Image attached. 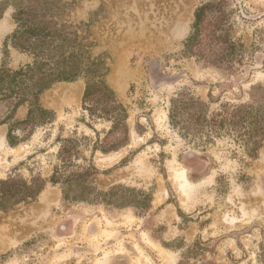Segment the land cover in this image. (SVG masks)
<instances>
[{
	"label": "rangeland",
	"instance_id": "1",
	"mask_svg": "<svg viewBox=\"0 0 264 264\" xmlns=\"http://www.w3.org/2000/svg\"><path fill=\"white\" fill-rule=\"evenodd\" d=\"M6 1L14 3L0 19V69L19 71L34 57L12 46L13 14L32 0ZM210 2L220 3L235 50L205 44L193 55L185 45L195 12ZM44 8L51 27L82 44L83 67L89 56L106 61L130 140L92 157L96 132L104 139L112 122L97 121L94 132L83 121L84 77L39 97L56 115L44 125L20 124L29 104L16 108L0 94V183L15 181L0 185V264H264V0H49ZM181 94L205 106L192 121L203 129L171 124ZM71 137L90 141L64 169L59 152ZM91 164L99 174L83 186L53 182L56 171ZM176 170L189 182L184 192ZM6 187L18 191L3 197ZM28 189L41 192L24 201ZM46 192L55 197L45 203Z\"/></svg>",
	"mask_w": 264,
	"mask_h": 264
},
{
	"label": "trees",
	"instance_id": "2",
	"mask_svg": "<svg viewBox=\"0 0 264 264\" xmlns=\"http://www.w3.org/2000/svg\"><path fill=\"white\" fill-rule=\"evenodd\" d=\"M24 1V0H20ZM49 0H32L30 3L21 4L13 14V20L17 25V29L11 37L12 46L22 52L29 53L34 57V62L21 68L19 71H9L0 69V94L4 98H15L16 108L25 104H29L30 110L28 119L20 124L26 125H44L52 123L56 119L55 113L45 110L39 104V97L49 90L52 86L61 82H76L84 77L86 79V90L83 97V121L87 119L90 122L87 126L96 132L93 124L97 121L112 122L111 130L105 133V138L101 139V135L96 132L93 147L91 148L92 157L98 151L103 154H109L124 148L129 143V126L128 111L116 97L114 91L106 82V76L109 68L104 59H92L88 57L87 64L83 67L82 60V44L78 42V38L71 39L62 29L50 26L54 17L48 16L44 8ZM14 3V2H13ZM11 1L0 3V19L4 16L9 7H13ZM220 3L213 2L203 4L197 8L195 12V22L193 32L186 42V49L193 55L202 54L200 48L205 44L208 46H217L219 44L227 46L228 50L234 52L235 44L231 42V31L225 28L226 15L220 10ZM216 12L215 23L210 25L209 29H204L206 20L209 15ZM51 21V22H50ZM205 32V35H204ZM204 35V36H203ZM10 39H7L6 46ZM93 46H90L91 50ZM199 47V50H198ZM72 49L73 52H67ZM205 59V56H200ZM208 65L212 63L206 62ZM205 106L198 104L194 99H188L184 95H179L172 101L170 108V121L174 128L189 133V129L195 124L196 129H203L200 124H196V119H203L204 116L200 110H204ZM200 109V110H199ZM186 116V117H185ZM241 122V121H240ZM264 136V126L261 129ZM12 129L9 131L7 140L9 144L16 146ZM118 134L120 138L111 142L110 138ZM81 141L89 142L87 137L69 138L62 140V146L59 152V158L63 164V168H67L72 158L78 159L82 155V151L78 149ZM257 142H255L256 144ZM259 145V143H257ZM80 168V167H79ZM83 172H73L71 175L60 174L56 171L53 176V182L64 179V183L71 186L73 183L83 186L85 181L99 174L94 165L88 168L81 167ZM15 184V181L1 182L2 186ZM13 187H6L3 190V197L11 195ZM26 198L24 201L35 198L41 190L31 193V190H25Z\"/></svg>",
	"mask_w": 264,
	"mask_h": 264
},
{
	"label": "bare ground",
	"instance_id": "3",
	"mask_svg": "<svg viewBox=\"0 0 264 264\" xmlns=\"http://www.w3.org/2000/svg\"><path fill=\"white\" fill-rule=\"evenodd\" d=\"M0 143H2V140H4L5 138L3 136L0 135ZM177 173V179L180 181V187L183 190V192L185 191V188H187V186L189 185V182L187 180L186 174L183 170L179 171L176 170ZM178 180H176L178 182ZM54 194V193H53ZM51 192H46L43 196V202H50L52 201L53 195ZM55 197V196H54Z\"/></svg>",
	"mask_w": 264,
	"mask_h": 264
}]
</instances>
